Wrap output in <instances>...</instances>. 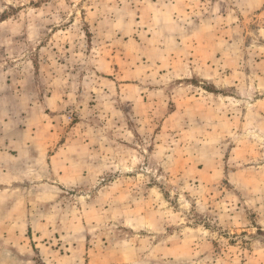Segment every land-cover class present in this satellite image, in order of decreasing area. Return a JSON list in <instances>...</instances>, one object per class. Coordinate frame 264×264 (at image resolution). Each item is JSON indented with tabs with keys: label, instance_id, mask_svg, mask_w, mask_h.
I'll use <instances>...</instances> for the list:
<instances>
[{
	"label": "rangeland",
	"instance_id": "1",
	"mask_svg": "<svg viewBox=\"0 0 264 264\" xmlns=\"http://www.w3.org/2000/svg\"><path fill=\"white\" fill-rule=\"evenodd\" d=\"M0 264H264V0H0Z\"/></svg>",
	"mask_w": 264,
	"mask_h": 264
}]
</instances>
